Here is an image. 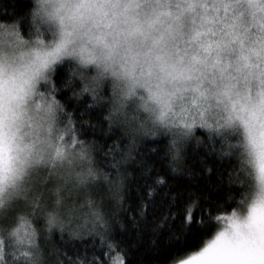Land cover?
<instances>
[{
  "label": "snow or ice",
  "instance_id": "obj_1",
  "mask_svg": "<svg viewBox=\"0 0 264 264\" xmlns=\"http://www.w3.org/2000/svg\"><path fill=\"white\" fill-rule=\"evenodd\" d=\"M37 19L52 39L47 44L38 39L24 53L29 60L20 82L14 79L10 90L15 109H10L7 125L0 110V214L19 202L38 166L55 169L86 158L84 151L68 150L75 146L74 139L68 147L53 141L63 105L43 93V105L32 100L47 73L71 61L95 72L83 92L95 95L101 83H111L114 115L126 116L129 104L141 101L135 111L144 114L143 123L176 129L171 142L174 160L180 140L197 126L222 137L226 155L238 154V179L243 176L239 184L246 189L238 209L210 216L211 221L224 222L223 230L175 264H264V0H214L211 14L204 0H36L33 23ZM6 37L15 40L8 43ZM17 41L26 43L18 32L0 34V50ZM122 80L127 81L126 91L116 86ZM189 99L190 105L179 103ZM149 104L160 105L159 111ZM228 137L238 139L232 143ZM55 139L63 141L64 136ZM77 175L84 183L86 177ZM87 176H94L91 169ZM55 204L47 216L49 226L60 222L59 198ZM32 206L40 207L39 201L33 199ZM92 215L102 222L98 212ZM19 221L9 236L34 250L22 254L27 264H41L37 230L25 217ZM191 223L186 210L185 224ZM196 223L205 226L202 220ZM4 245L0 238V264ZM114 264H123L122 257Z\"/></svg>",
  "mask_w": 264,
  "mask_h": 264
},
{
  "label": "trees",
  "instance_id": "obj_2",
  "mask_svg": "<svg viewBox=\"0 0 264 264\" xmlns=\"http://www.w3.org/2000/svg\"><path fill=\"white\" fill-rule=\"evenodd\" d=\"M35 7V0H0V22L25 38L47 39L40 22L33 23ZM93 74L71 61L51 72V97L64 109L60 124L69 127L87 149L88 168L94 176H86L82 186L68 188L67 194L56 178L49 183L53 185L49 190H59L58 198H65L62 215L66 220L59 221L68 226L51 225L46 230L43 215L29 220L38 231L35 241L41 264H114L117 256L123 264H174L215 235L221 221H211L210 216L238 209L246 190L239 184L243 176L238 179V154L226 155L228 147L222 137L197 127L179 142V157L174 160L169 134L137 131L135 123L141 119L131 109L126 116L113 114L108 85H100L95 95L83 92ZM228 139L235 143L238 137ZM50 199L45 210L52 213L56 197ZM74 208L78 212L73 213ZM81 210L85 220H76ZM186 210L192 216L187 225ZM93 212L99 213L102 222L95 221ZM197 220L205 226L200 228ZM11 226L3 221L5 263L27 264V259L13 261L11 257ZM76 226L82 228L70 232Z\"/></svg>",
  "mask_w": 264,
  "mask_h": 264
},
{
  "label": "rangeland",
  "instance_id": "obj_3",
  "mask_svg": "<svg viewBox=\"0 0 264 264\" xmlns=\"http://www.w3.org/2000/svg\"><path fill=\"white\" fill-rule=\"evenodd\" d=\"M204 2L209 5V13L211 14V6L214 3V0H204ZM35 5H36V0H35ZM221 12H223V10H221ZM37 21H39V19H37ZM40 24H41V22H40ZM0 25L4 26L3 28H0V34H6V33H10V32H18L19 39L26 42L24 44H19L17 41L15 44H13L12 47H9L7 44H5V49H12V50H17V51H21V52H27L29 50V47L34 46V44H33L34 41L39 39V40H43L45 42V44H47L52 39L50 33L47 31L46 32L48 33V36H49V38H47V39L44 38L43 36L42 37L38 36V37H33V38H25L13 26H11L9 24L2 23V22H0ZM41 25L43 28L46 29L45 25H43V24H41ZM38 33H39V31H38ZM6 39H7L8 43H12L15 40V37H6ZM51 72H52V70H50L47 73V81L41 80L40 83L37 85L36 91L38 94L32 98V100L35 103H39L41 105L44 104V100L41 99L39 93H43L45 98H51V91H52ZM93 73H94L93 74V76H94L95 72L93 71ZM104 84L109 86V89L112 93L111 83L107 82V81L101 83L100 85L102 88L105 86ZM129 109L133 110L135 112V114L141 119V121L135 123L137 126V129H136L137 131L142 132V133L149 132L150 133L149 135H153V134L154 135H158V134L168 135L169 134L172 139L174 138V133L177 131L176 129H165L162 127H154L150 123H143L144 114L143 113L138 114L135 111L134 104H132V103L129 104L126 111H128ZM209 122L214 123V121H211V120ZM141 124H142V126H141ZM197 127H199V126H197ZM197 127H195L187 137L180 140V142L185 140L186 138H188L195 131V129ZM58 135H63L64 140L63 141H56L55 137ZM73 139L76 141V144L73 148H68V150L70 152H72L73 154L80 152V151H84L86 154V158H84V159L75 158L73 161V164L71 166L65 164L63 166H57L55 169H53L51 167V165H49L47 167L38 166L37 170L33 174L32 182L27 186V191L23 196H21L19 202L13 203L9 210L3 211V213L0 214V238H2L3 230H4V227H2L3 221L8 222L9 224L12 223L11 229L8 232V237H9V239L12 240V244H13L12 245L13 249L11 251V257H12L13 261L18 260L19 258L27 259L22 254L25 252L34 251L30 246H28L26 244L25 245L17 244L15 242V238L9 236V233H11L16 227L19 226V223H20L19 217H25L27 220H35V219H38L39 217H41V215H43L41 217V219H43L45 217L44 219H45L46 226H47L46 230H50V226L47 224V216H48L49 212H47L45 210V208H47V206H49V204L51 203L50 197L52 199H54V197H56V200H57L58 194H59V196L62 194H60L59 190L55 191V193L51 189L49 190V187L53 186V185H50L49 183H51V181L53 182V180L56 178L64 186L65 193L67 194L68 188L70 190L71 189L74 190L75 187L77 188L78 186L79 187L82 186L83 183H80V180H79L77 174L83 175L85 177L88 174V171H89L88 165L89 164H88L87 159L89 156H88L87 149L84 147V145H83V147L81 146V142L78 141L76 135L74 134V132L71 131V129L69 127L61 126L59 118H58V122L54 127L53 141L60 146L68 147L69 145L72 144ZM33 199H36L39 201L40 207L34 208L32 206ZM59 199L61 201V204H60V207L58 210L59 211V220H66V217L64 215H62V212L66 208V206H65L66 201H65L64 197L59 198ZM52 203L55 204L54 201H52ZM54 207H56V204L54 205ZM78 209L79 208H74L73 213L78 212ZM35 213H37V214H35ZM76 220H85L83 218V215H82V210H81V213L79 215H77ZM31 224L34 227V223L31 222ZM54 225H53L54 227H56V226L59 227L57 229H63V228L68 226L66 223H62V222H59V223L54 224ZM81 228H82V226L81 227L76 226L75 229L70 230V232H75V231L77 232ZM223 228H224V222L221 221V226L218 229V231L215 233V235L219 231L223 230ZM36 235H38V231H36ZM215 235L208 241H211L212 239H214ZM35 243H36V241H35ZM183 258H185V257H183ZM4 264H6L5 259H4Z\"/></svg>",
  "mask_w": 264,
  "mask_h": 264
},
{
  "label": "clouds",
  "instance_id": "obj_4",
  "mask_svg": "<svg viewBox=\"0 0 264 264\" xmlns=\"http://www.w3.org/2000/svg\"><path fill=\"white\" fill-rule=\"evenodd\" d=\"M247 20V17L245 18ZM51 35V33H50ZM52 38V36H51ZM27 52H21L12 49H3L0 50V110H2V115L4 117V122L7 125L10 122V117L12 115V111L10 109H15V103L11 100L10 90L13 88V82L15 79V83L18 84L20 82L21 74L25 71L24 66L29 60L28 55H24ZM84 57L87 58L89 53L85 51L83 53ZM95 55L100 56L101 53L99 50H96ZM117 72H120V69H116ZM127 83L126 80H122L117 83V88L123 89L126 91L127 89L124 88V85ZM256 84L253 83V95H255L256 91ZM139 95H144L142 92ZM145 100L147 97L145 96ZM141 101H136L134 106L140 104ZM165 103L161 101V104ZM176 101L172 102L173 106L177 107V111H179V107L177 106ZM180 104L190 105L191 100H185L179 102ZM149 108L153 109L154 111L158 112L160 109V105L158 104H149Z\"/></svg>",
  "mask_w": 264,
  "mask_h": 264
}]
</instances>
